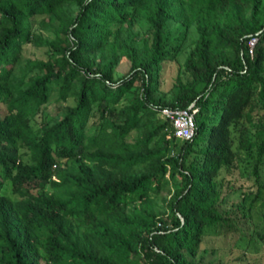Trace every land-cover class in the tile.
Instances as JSON below:
<instances>
[{
	"label": "trees",
	"instance_id": "1",
	"mask_svg": "<svg viewBox=\"0 0 264 264\" xmlns=\"http://www.w3.org/2000/svg\"><path fill=\"white\" fill-rule=\"evenodd\" d=\"M263 169L264 0H0V264H225L210 231L264 244Z\"/></svg>",
	"mask_w": 264,
	"mask_h": 264
},
{
	"label": "rangeland",
	"instance_id": "2",
	"mask_svg": "<svg viewBox=\"0 0 264 264\" xmlns=\"http://www.w3.org/2000/svg\"><path fill=\"white\" fill-rule=\"evenodd\" d=\"M39 18L36 21V29L38 33L43 34L45 37H53L52 34H49L47 31H43L39 26ZM171 30L177 36V26L172 25ZM21 56L23 60H36V59H47L46 48L38 47L34 44H26L23 47ZM181 62L185 61L186 55L179 56ZM177 73V66L172 64L167 67L165 74V84L163 85L164 91H170L173 85L174 78ZM3 111L5 112L4 108ZM49 114L54 115L56 113V103L49 105L47 109ZM134 135L132 136V138ZM133 140V139H131ZM242 174V172H241ZM240 175H238L239 177ZM243 179L246 178V175L242 174ZM263 178H264V169H263ZM166 194V193H164ZM237 200H240V196L237 195ZM254 219L258 224H264V194L262 201H259L254 208ZM250 235L249 231H246ZM252 233V232H251ZM249 237L246 234L240 232L232 231L228 232H209L208 236L205 239L203 244V249L201 255H203L207 261L219 262L223 261L225 264H264V244L251 245L249 243ZM205 250H208L205 252ZM200 255V256H201Z\"/></svg>",
	"mask_w": 264,
	"mask_h": 264
},
{
	"label": "built area",
	"instance_id": "3",
	"mask_svg": "<svg viewBox=\"0 0 264 264\" xmlns=\"http://www.w3.org/2000/svg\"><path fill=\"white\" fill-rule=\"evenodd\" d=\"M257 43V39H252L250 42V55L254 56V47ZM192 105L188 110H180L170 107L162 109V115L173 124L175 135L183 140H188L194 137L196 132L195 113Z\"/></svg>",
	"mask_w": 264,
	"mask_h": 264
},
{
	"label": "water",
	"instance_id": "4",
	"mask_svg": "<svg viewBox=\"0 0 264 264\" xmlns=\"http://www.w3.org/2000/svg\"><path fill=\"white\" fill-rule=\"evenodd\" d=\"M182 219H183V217H182ZM184 220V219H183Z\"/></svg>",
	"mask_w": 264,
	"mask_h": 264
}]
</instances>
